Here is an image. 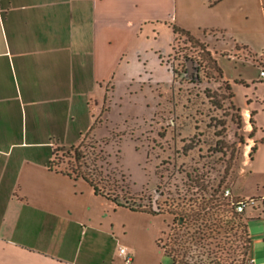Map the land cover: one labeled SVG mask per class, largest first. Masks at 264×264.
Instances as JSON below:
<instances>
[{"label": "crops", "instance_id": "0c3cea01", "mask_svg": "<svg viewBox=\"0 0 264 264\" xmlns=\"http://www.w3.org/2000/svg\"><path fill=\"white\" fill-rule=\"evenodd\" d=\"M174 26L211 33L218 60L242 45L264 67V0H0V264H162L157 219L144 249L119 209L156 214L114 205L54 158L100 136L105 84L147 72L151 39L169 28L175 37ZM254 119L255 150L240 176L250 187L235 193L259 211L247 204V221L264 217V107Z\"/></svg>", "mask_w": 264, "mask_h": 264}, {"label": "rangeland", "instance_id": "374dc122", "mask_svg": "<svg viewBox=\"0 0 264 264\" xmlns=\"http://www.w3.org/2000/svg\"><path fill=\"white\" fill-rule=\"evenodd\" d=\"M168 31L151 39L157 49L150 51L147 72L142 69L125 86L105 84L95 109L100 136L89 133L74 146L79 159L75 150L60 149L55 162L78 178L91 175L116 206L157 212L153 218L119 209L121 222L144 249L152 227L160 225V243L177 264H243L244 227L225 211L223 198L220 207L212 208V200L224 188L235 195L250 187L240 176L254 151L255 113L264 107L261 67L242 45L221 51L218 60L211 33L174 37ZM245 200L257 214L252 199ZM248 227L253 256L262 264L264 217L251 215ZM234 256L239 261L230 263ZM161 261L173 264L168 254Z\"/></svg>", "mask_w": 264, "mask_h": 264}, {"label": "trees", "instance_id": "16d2710c", "mask_svg": "<svg viewBox=\"0 0 264 264\" xmlns=\"http://www.w3.org/2000/svg\"><path fill=\"white\" fill-rule=\"evenodd\" d=\"M183 31H188V30H186V29H184L182 27L174 26V32H175V34H177L178 32H183ZM206 52H207V54L210 55V58L212 59V55H211L210 51L208 49H206ZM216 60L217 59H213L214 62H217ZM254 60L257 61V59H254ZM262 81L264 82V80H262ZM74 146L75 145L70 146L69 148H63V147L56 148V150H55V157L57 156V153H58V151L60 149H64L66 151L75 150L76 159H79L81 157V153L79 152L78 147H74ZM253 150H255V146H253L252 151ZM54 164L56 166H59L60 167V165L57 162H55V158H54ZM63 171L67 172L69 175H71V176H73L75 178H78L76 175L73 174L72 171H68L66 169H63ZM82 176L83 177L82 178H79V179L86 180L94 188V191H95V193L97 195L105 196L106 198H108L110 200H113L112 201L113 203H117V200L115 199V197L114 198H111L110 191H106L105 187H101L99 181H96L95 178L91 177V175H88L86 173H84ZM225 190H226V188L223 189L221 195L219 194L218 196H216L215 201L212 200V208L216 207L217 205H219V207H220L222 205L221 199L223 198L224 204H225V211H227V212L230 213V217L232 219H234L238 225L240 224V225H242L244 227V231L247 234V237H246L245 249H244V255H243L242 261H243V264H246L248 258L251 256V252H252V250H251V248H252V238H251L250 231H249V227H248L247 216L243 219V217L240 214H242L244 211H239L237 209L238 203L241 202V201H243L244 199H242L239 195L232 194V191H231V194L226 195L225 194ZM218 200H220V203H218ZM118 204L120 205V203H118ZM133 210H136V209H133ZM153 214H157V212H155ZM230 217L228 218L229 220H230ZM161 234H162V232H161ZM157 243L164 250V252L166 254H168V255H170L172 257L173 264H177L176 263L177 262L176 261V258L169 251H167L164 248V245H162L160 243V236L157 238ZM236 261H239V260H237V258L234 256V259H232V261L230 263H234ZM179 264H181V263H179Z\"/></svg>", "mask_w": 264, "mask_h": 264}, {"label": "built area", "instance_id": "2783aa9c", "mask_svg": "<svg viewBox=\"0 0 264 264\" xmlns=\"http://www.w3.org/2000/svg\"><path fill=\"white\" fill-rule=\"evenodd\" d=\"M261 76L264 78V67L261 69ZM225 194L226 195H229V194H231V190H230V188H226V190H225ZM253 202V201H252ZM248 204V202L246 201V200H243V201H241V202H239L238 203V205H237V209L239 210V211H244L245 210V206ZM120 252L122 253V254H125V252H126V247L125 246H121L120 247ZM132 259V257L131 256H127V261H130ZM257 262H256V258L255 257H253L252 255L248 258V260H247V263L246 264H256Z\"/></svg>", "mask_w": 264, "mask_h": 264}, {"label": "water", "instance_id": "95a60500", "mask_svg": "<svg viewBox=\"0 0 264 264\" xmlns=\"http://www.w3.org/2000/svg\"><path fill=\"white\" fill-rule=\"evenodd\" d=\"M192 69V68H191Z\"/></svg>", "mask_w": 264, "mask_h": 264}]
</instances>
